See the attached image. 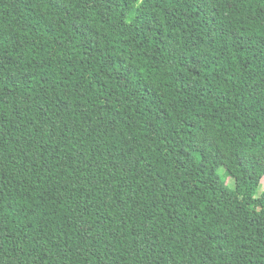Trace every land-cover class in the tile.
Masks as SVG:
<instances>
[{
    "label": "trees",
    "instance_id": "16d2710c",
    "mask_svg": "<svg viewBox=\"0 0 264 264\" xmlns=\"http://www.w3.org/2000/svg\"><path fill=\"white\" fill-rule=\"evenodd\" d=\"M263 177L264 0H0V264H264Z\"/></svg>",
    "mask_w": 264,
    "mask_h": 264
},
{
    "label": "rangeland",
    "instance_id": "374dc122",
    "mask_svg": "<svg viewBox=\"0 0 264 264\" xmlns=\"http://www.w3.org/2000/svg\"><path fill=\"white\" fill-rule=\"evenodd\" d=\"M218 174L220 176V178L225 182V184L229 187V188H234V181L233 179H231L229 176H226L225 175V170L223 167H221L219 170H218ZM264 190V177L259 185V188H258V193H257V196Z\"/></svg>",
    "mask_w": 264,
    "mask_h": 264
}]
</instances>
